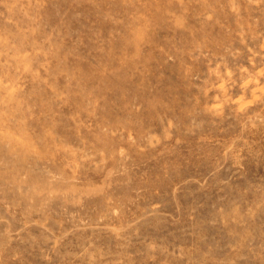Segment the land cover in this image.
I'll return each instance as SVG.
<instances>
[{"label":"rangeland","instance_id":"374dc122","mask_svg":"<svg viewBox=\"0 0 264 264\" xmlns=\"http://www.w3.org/2000/svg\"><path fill=\"white\" fill-rule=\"evenodd\" d=\"M0 264H264V0H0Z\"/></svg>","mask_w":264,"mask_h":264}]
</instances>
